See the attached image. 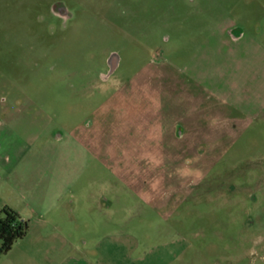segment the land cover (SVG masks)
<instances>
[{"label":"rangeland","instance_id":"1","mask_svg":"<svg viewBox=\"0 0 264 264\" xmlns=\"http://www.w3.org/2000/svg\"><path fill=\"white\" fill-rule=\"evenodd\" d=\"M45 124L93 199L0 264H264V0H0V162Z\"/></svg>","mask_w":264,"mask_h":264},{"label":"crops","instance_id":"2","mask_svg":"<svg viewBox=\"0 0 264 264\" xmlns=\"http://www.w3.org/2000/svg\"><path fill=\"white\" fill-rule=\"evenodd\" d=\"M22 101L20 107H23L24 103L31 105L30 101L25 99ZM14 105L17 108L16 116L13 113L10 115L4 112L6 116L8 114L11 116L9 118L11 120L13 118L27 119L31 124H37L36 119L42 118L43 114L38 109L19 111L17 99L14 100ZM46 125L48 124L37 129L31 141L25 130L26 137L23 138L21 135V144L17 146V158L5 163L0 162V172L5 171V177H0V183L3 181L6 189L4 194H0V209L7 205L16 210L24 220L29 218L43 228H59L62 212L71 211V208L68 209L69 202L73 203L79 195L88 200L93 199V194L78 193L73 190V185L78 182L79 178L76 169L88 163L85 153H89V149L78 138L72 137L79 146V151L82 152L80 154L76 152L77 159L60 160V162L52 158L50 153L53 154L55 146L48 141L47 136H44V131L48 127ZM50 136L59 142L64 139L58 130L53 131ZM99 195L101 194H95L97 210L99 212L108 211V206L103 204V197Z\"/></svg>","mask_w":264,"mask_h":264},{"label":"trees","instance_id":"3","mask_svg":"<svg viewBox=\"0 0 264 264\" xmlns=\"http://www.w3.org/2000/svg\"><path fill=\"white\" fill-rule=\"evenodd\" d=\"M28 221L20 217L10 206L0 209V255L9 251L13 243L23 238L28 231Z\"/></svg>","mask_w":264,"mask_h":264}]
</instances>
